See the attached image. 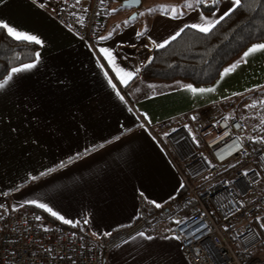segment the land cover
<instances>
[{
    "label": "crops",
    "instance_id": "crops-1",
    "mask_svg": "<svg viewBox=\"0 0 264 264\" xmlns=\"http://www.w3.org/2000/svg\"><path fill=\"white\" fill-rule=\"evenodd\" d=\"M61 2L0 0V21L44 42L43 46L32 43L40 53L37 66L14 74L0 90V214L36 208L53 217L36 206L44 203L76 226L53 217L56 221L97 238L134 224L142 197L145 209L152 212L182 191L183 182L172 160L178 156L167 152L146 125L195 110L205 113L220 103L264 90V52L249 56L246 63L241 61L242 53L226 67L241 61L234 71L222 77L223 70L206 86L184 79H147L144 69L161 49L157 44L181 28L192 29L185 26L201 23V15L218 19L233 7L232 0H220L217 5L206 0L207 6L194 4L192 8L184 7L186 0H142L138 8L124 6L126 0H107L93 47L57 20ZM151 3L169 10H158ZM214 5L213 12L206 11ZM171 7L179 13L175 18ZM149 8L155 11L148 13ZM111 9L120 10L110 14ZM141 12L145 14L125 24ZM110 32V38L98 39ZM138 32L144 35L137 36ZM100 49L112 51L119 67L140 69L127 87ZM185 85L214 87L215 91L194 94ZM117 136L120 138L114 140ZM101 144L104 147H94ZM61 162L66 166L58 168ZM50 168L57 170L38 180L29 179ZM145 237L136 235L113 250L107 256L108 263L190 264L172 236L145 233Z\"/></svg>",
    "mask_w": 264,
    "mask_h": 264
},
{
    "label": "built area",
    "instance_id": "built-area-1",
    "mask_svg": "<svg viewBox=\"0 0 264 264\" xmlns=\"http://www.w3.org/2000/svg\"><path fill=\"white\" fill-rule=\"evenodd\" d=\"M106 2L62 0L56 18L93 47ZM236 102L146 125L178 156L172 160L183 188L168 204L150 212L142 197L134 224L97 238L32 212L6 210L0 214V264H109L108 254L140 232L179 236L190 264H264V107L250 122L228 112Z\"/></svg>",
    "mask_w": 264,
    "mask_h": 264
},
{
    "label": "trees",
    "instance_id": "trees-1",
    "mask_svg": "<svg viewBox=\"0 0 264 264\" xmlns=\"http://www.w3.org/2000/svg\"><path fill=\"white\" fill-rule=\"evenodd\" d=\"M216 5L207 7L206 11L213 12ZM262 41L264 0H242L241 5L210 33L188 28L166 47L156 50L151 63L144 69V77L164 81L184 79L196 86H206L215 82L249 46ZM35 53V44L15 40L0 29V80L13 67L33 61ZM31 212L50 224L70 228L39 209Z\"/></svg>",
    "mask_w": 264,
    "mask_h": 264
},
{
    "label": "snow or ice",
    "instance_id": "snow-or-ice-1",
    "mask_svg": "<svg viewBox=\"0 0 264 264\" xmlns=\"http://www.w3.org/2000/svg\"><path fill=\"white\" fill-rule=\"evenodd\" d=\"M33 2L35 3L36 0H33ZM131 2L133 4H139L140 0H131ZM219 2V0H212V4H217ZM242 0H232L233 3V7L230 8L227 12H225L223 15H221L218 19H214V18H209V17H205L203 15L200 16V20L201 23H194L191 25H186L185 27H191L192 29H196L197 31L201 32V33H210L218 24L221 23V21H223L226 17L230 16L232 14V12H234L240 5H241ZM80 0H76V4H79ZM105 0H101V4H104ZM127 3V0H126ZM194 4H205V6H207L206 0H186L184 7L186 8H192L194 6ZM164 11H168L169 7L168 6H161ZM120 9H111L110 14L114 13V12H118ZM86 11V10H85ZM148 13H152L153 11H155V9L149 8ZM171 13L173 14V18H175L177 15H179V13L177 12V8L176 7H171L170 9ZM145 13L141 12L136 14V16H133L132 18H130V20L125 21V24H128L131 22L132 19L137 18V16H142ZM120 26L117 25L116 28L118 29ZM0 29L2 30H6L7 35L14 38L15 40L18 41H27L30 43H35L36 45H40L43 46V41L36 35H32L26 32H22L17 30L16 28L10 26L9 24H7L6 22L0 21ZM116 29H113V31H115ZM146 31V29H145ZM184 29L181 28L180 31L176 32L172 37H170L169 40H166L160 44H157L156 47L157 48H163L165 47L168 43H170L171 40H175L180 34L181 32H183ZM112 35V33L110 32L108 34L107 37L105 36H101L98 39L99 40H105L110 38ZM144 35V32H138L137 36H142ZM153 43H155L153 41ZM101 53H103V55L107 58L109 65L112 67L113 71L116 73L117 78L120 80L121 84H123L125 87H127L129 85V83L134 79L135 76H137L139 74L140 69L136 68L133 71H128L125 70L124 68H121L117 65L116 63V57L113 55V52L108 50V49H100ZM257 52H264V43H257V44H253L251 47L248 48L247 51H245L243 53V57L241 58V61L243 62H247V58L251 55H253L254 53ZM151 59L149 58L148 63H151ZM40 60V53L36 52L35 53V60L32 63H24L21 67H13L11 69V72L2 80H0V90L5 89V87L9 84V82L13 79L14 74L16 73H20V72H24V71H28L31 70L33 68H35L37 66V63ZM241 61H237L235 64L231 65L229 68L224 69V72L221 74V76H226L228 75L230 72L234 71L241 63ZM105 75L107 76V73H105ZM108 83L110 84V86L115 89L116 85L112 83V80L109 79ZM149 87H153L152 85H149ZM184 87H186L189 91H191L192 93H210V92H214L215 88H194L192 87V85H185ZM135 91H139V89H135ZM116 95L123 101L124 97L120 94L119 91H116ZM233 95H239V93H233ZM260 105L262 107H264V100L259 101ZM256 102H254L251 105H246V107L248 108H255ZM147 118V117H146ZM192 119H196V117H192ZM225 119H229V117H225ZM261 123L264 124V119L261 120ZM141 127H143V125H140ZM126 131H130V130H126ZM224 135H229V133H225ZM120 137H114V140H118ZM236 140L240 141L241 144L243 142V137L240 136H236L235 137ZM111 142V141H109ZM96 148H102L104 147L103 144L98 145V146H94ZM240 150V145H237L236 151ZM88 154L91 153L90 149H86L85 150ZM233 153L230 151L228 153V155H232ZM81 154L77 153V157H80ZM66 166V162H61L57 167L58 168H63ZM235 164L230 165V167H235ZM57 169L56 168H50L48 169L46 172H41L39 174V176H30L29 179L30 180H38L40 177H43L49 173L55 172ZM26 203H30V204H36V201H26ZM153 204H155L156 207H161V205L156 204L154 201L152 202ZM37 207L44 209L46 212H49L53 217H56L59 220H62L65 224H73V226H76V224H74L72 221L70 220H66L64 217L59 216L57 212L53 211L52 208L48 207L46 204L44 203H39L36 204ZM37 220L40 219V217H36ZM84 223H88L87 219L84 220ZM177 223H182L181 221H177ZM262 227H264V225H262ZM48 229H45V231H47ZM194 231H200V228L197 227ZM104 235L106 236H110L111 233H104ZM137 235L141 236V237H145V233L140 232ZM135 237H133L134 239ZM147 239H152L153 237L151 236H147L145 237ZM168 238V237H165ZM173 239H180L179 236H173L171 237Z\"/></svg>",
    "mask_w": 264,
    "mask_h": 264
},
{
    "label": "rangeland",
    "instance_id": "rangeland-1",
    "mask_svg": "<svg viewBox=\"0 0 264 264\" xmlns=\"http://www.w3.org/2000/svg\"><path fill=\"white\" fill-rule=\"evenodd\" d=\"M154 3H151L150 5H153ZM156 7L157 4H154ZM156 9L160 10L161 7H156ZM264 100V90L256 91L253 92L252 94L246 95V97H241L237 99L235 104L231 105L230 107L227 108L228 112L237 115L238 117H243V118H250V122H252V119L256 118L255 115V110H260L261 105L259 101ZM254 102H256V107L255 108H248L246 105H251Z\"/></svg>",
    "mask_w": 264,
    "mask_h": 264
},
{
    "label": "water",
    "instance_id": "water-1",
    "mask_svg": "<svg viewBox=\"0 0 264 264\" xmlns=\"http://www.w3.org/2000/svg\"><path fill=\"white\" fill-rule=\"evenodd\" d=\"M141 3H142V0H140V3L139 4H133L131 2V0H128L127 3L124 2V6L138 8L141 5Z\"/></svg>",
    "mask_w": 264,
    "mask_h": 264
}]
</instances>
